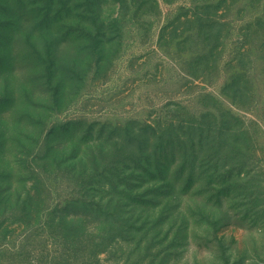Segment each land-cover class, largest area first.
I'll return each mask as SVG.
<instances>
[{
	"label": "rangeland",
	"instance_id": "obj_1",
	"mask_svg": "<svg viewBox=\"0 0 264 264\" xmlns=\"http://www.w3.org/2000/svg\"><path fill=\"white\" fill-rule=\"evenodd\" d=\"M0 264H264V0H0Z\"/></svg>",
	"mask_w": 264,
	"mask_h": 264
}]
</instances>
